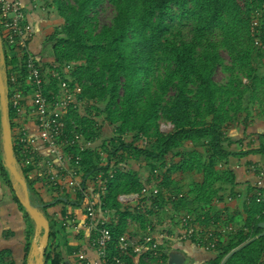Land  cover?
<instances>
[{
	"label": "trees",
	"instance_id": "obj_1",
	"mask_svg": "<svg viewBox=\"0 0 264 264\" xmlns=\"http://www.w3.org/2000/svg\"><path fill=\"white\" fill-rule=\"evenodd\" d=\"M52 1L64 19L48 38L53 62L71 65L68 73L72 86L80 88L78 97L85 105L69 111L68 127L76 126L87 138L97 141L102 125L94 114H104V120L115 125L116 136L103 140L101 145L82 152L66 149L81 155L78 173L86 186L92 184L99 193V212H113L106 224L113 237L110 254L118 253L120 236L133 238L148 227L174 233L183 226L181 217L189 214L194 225L205 229L235 228L225 233L215 231L218 242L206 264H222L227 254L262 232L259 223L264 220V185L248 181L242 210H231L227 204L241 193L236 189L239 172L231 165V158L264 156V133L258 134V144L240 140L238 148L232 146L228 134L229 129L239 125L247 128L255 119L264 117V48L257 45V36L251 32V22L258 18L264 41V0ZM105 1L114 7L115 15L110 23L99 24L95 12ZM181 20L190 24L187 36L180 28ZM0 36L15 154L32 203L48 218L47 208L59 201L81 205L84 193L78 190L75 200L70 199V191L52 184L50 175L37 174L44 165L22 162L16 130L26 117L18 115L11 105L10 81V72L20 59L15 50L8 49L1 25ZM222 49L228 52L230 65L225 64ZM254 55L259 57L257 66ZM26 57L24 54L22 60ZM220 66L229 72L227 83L215 80ZM25 72L24 69L22 73ZM19 86L28 87L25 77H21ZM50 89L58 90L52 78L46 87L48 96ZM92 102L95 103L91 105ZM97 102H105V107L94 105ZM162 120L170 121L173 129L163 132ZM130 133L134 138L125 141ZM143 136L147 143H143ZM2 147L0 100V167L11 185L14 180L4 166ZM129 157L149 163L153 160L156 166L143 176L127 164ZM249 161V167L258 165L253 159ZM99 172L107 179L104 193L95 182ZM185 174L192 175L189 184ZM39 181L62 195L44 198L38 191ZM145 186L158 188V192L144 194L137 203L123 205L119 201L120 194L142 192ZM33 194L40 198L34 199ZM25 212L29 215L26 209ZM97 218L100 220L98 214ZM135 224L140 225L141 232L133 230ZM56 234L50 224L45 264H69L55 242ZM189 240L196 244L194 238ZM30 245L29 242L27 253ZM163 257L168 259L167 254ZM124 258L127 264H152L135 256ZM263 260L264 235L237 250L225 264H260ZM0 263L13 264L2 256Z\"/></svg>",
	"mask_w": 264,
	"mask_h": 264
},
{
	"label": "built area",
	"instance_id": "obj_2",
	"mask_svg": "<svg viewBox=\"0 0 264 264\" xmlns=\"http://www.w3.org/2000/svg\"><path fill=\"white\" fill-rule=\"evenodd\" d=\"M0 25L8 49L15 50L20 59L19 65L10 72L13 88L11 105L18 115L26 117V121L22 122L16 130L17 150L22 154V162L25 164L45 166L38 170L39 176L50 175L49 181L52 184L59 185L61 189L67 188L74 196L78 190L84 193L82 204L87 219L82 224L96 234L93 246L98 260L94 264H127L125 255L135 256V259L143 258L145 262L152 264H168V259L165 260L163 255H168L172 242L175 240L194 238L197 246L211 251L218 242L215 231L225 233L235 230L233 226H224L217 230L205 229L200 225H194V218L187 214L181 217L183 226L174 233L164 229L159 231L156 228L155 231L148 227L133 238L129 235L120 236L117 244L118 253L110 254L109 246L113 237L106 226L107 221L97 218L99 193L94 190L92 184L86 186L78 173L81 155L66 151L71 147L82 152L96 144L95 140L87 138L77 130L76 126L70 129L66 121V115L71 109H81L84 105V101L78 97L80 88L77 85L72 86V78L68 73L71 65H60L50 61L48 66H44L43 61L31 52L29 41L34 36L35 28L27 21L22 0H0ZM251 32L257 36V45L264 48V41L261 39V23L258 18L251 22ZM24 54H27V57L22 60ZM9 56H12V51ZM24 69L26 72L23 74ZM21 77L26 78L28 87L19 86ZM50 78L57 81L58 90L54 92L50 89L48 92L50 96H48L46 87ZM167 125L163 124V130L169 129L164 132L173 129L172 124ZM143 143H147L145 136H143ZM249 170L256 175V184L263 186L264 166L252 164ZM106 181L103 172L96 175L95 182L100 184L101 193L106 190ZM157 192L158 188L145 186L142 192L120 194L119 201L123 205L137 203L144 194ZM72 217L67 215L63 219V224L76 223L75 218ZM165 225L169 226L167 222ZM77 227L78 225L75 224V228ZM161 246L163 248H160ZM77 258L82 264H93L85 251L78 252ZM152 258H156V261L152 262ZM260 264H264V260Z\"/></svg>",
	"mask_w": 264,
	"mask_h": 264
},
{
	"label": "crops",
	"instance_id": "obj_3",
	"mask_svg": "<svg viewBox=\"0 0 264 264\" xmlns=\"http://www.w3.org/2000/svg\"><path fill=\"white\" fill-rule=\"evenodd\" d=\"M22 1L25 5L27 21L35 28L34 36L29 41L31 52L37 54L41 60L43 57L48 56L53 61L52 46L49 51L44 50V46L48 43V38L55 28L64 23L63 17L58 13L52 0H48V3L46 0ZM257 122L247 128L239 125L229 129L228 134L233 140L232 146L234 148H238L240 140L245 144L252 141L258 144V134L264 133V121ZM250 159L258 162V165L264 166V156L261 155L231 158V165L236 167L239 172V185L236 189L241 193L237 198L230 199L227 204H232L237 200L243 201L248 189V181L256 182V175L249 170L248 161ZM21 194V188L18 185L15 186L13 181L10 185L8 177L3 174L0 167V257L2 256L5 262L13 264H27L29 255L27 245L29 242L32 243L35 235V224L25 212V207L19 198ZM59 195L62 194L54 190L50 199ZM59 202L61 207L52 206L47 208L46 211L50 224H54L55 230H57L55 242L59 244V249L62 251L66 263L82 264L78 261L77 253L85 251L89 256V260L94 264L98 260L93 246L96 234L92 229H88L82 224L87 219L84 205ZM230 209L241 210L236 206H231ZM65 210H67L66 213H64ZM97 214L100 219L107 222L113 218L112 211H106L103 214L101 211L99 212L98 208ZM67 215L70 218L73 216L72 218H75L76 223L68 222L67 225H64L63 219ZM75 224L78 225L77 228H75ZM178 243L179 245L174 246L173 249L183 251L188 258V264H206L207 260L214 254L212 250H204L190 240H183Z\"/></svg>",
	"mask_w": 264,
	"mask_h": 264
},
{
	"label": "water",
	"instance_id": "obj_4",
	"mask_svg": "<svg viewBox=\"0 0 264 264\" xmlns=\"http://www.w3.org/2000/svg\"><path fill=\"white\" fill-rule=\"evenodd\" d=\"M0 100L2 110V126H3V153L4 166L12 175L15 186L21 188L22 194L19 195L21 203L29 213L30 218L35 224V235L31 243V249L28 255L27 264H45V252L50 237V221L47 216L39 209L37 205L32 203L29 185L22 171L19 169L18 159L15 154L13 134L9 117L8 104V88H7V71L5 64V54L0 36ZM262 228L256 237L243 243L236 249L226 255L222 264H225L228 258L237 250L244 247L257 237L264 235V220L259 223ZM168 264H188V258L185 253L179 249H171L168 253Z\"/></svg>",
	"mask_w": 264,
	"mask_h": 264
},
{
	"label": "rangeland",
	"instance_id": "obj_5",
	"mask_svg": "<svg viewBox=\"0 0 264 264\" xmlns=\"http://www.w3.org/2000/svg\"><path fill=\"white\" fill-rule=\"evenodd\" d=\"M47 3L49 2L48 0H46ZM96 15L98 17V22L99 24H106V23H110L113 16L115 15V9L114 7L108 2L105 1L103 2L96 10ZM180 28L182 30V33L185 34L186 36L189 35L190 33V24L187 20H181L180 22ZM215 38H218L217 35H215ZM51 49V43L48 42L45 44L44 46V50L49 51ZM10 53V52H9ZM222 55L223 58L225 60V64L230 65L231 59L230 56L228 54V52L224 49H222ZM53 56V55H52ZM44 66H48L50 64L51 59L46 56L43 57L42 59ZM254 64L257 66L259 64V57L257 55H254ZM229 72H227L224 68V66H220L219 69L216 71L215 73V80L219 83H227L228 78H229ZM95 103L92 102L91 105ZM100 108H104L105 107V102H97L96 104H94ZM85 106V105H83ZM94 118L95 120L98 121L99 124L102 125V133L100 138L95 142V146L97 145H101V143L107 140H111V138L116 136V132H115V125L109 124L107 121L104 120L105 115H95L94 114ZM257 121H264V117L261 118H257L255 119V122ZM258 123V122H257ZM163 124H165L166 126H168L167 124H172L170 121H166V120H162L161 122V130H163ZM173 125V124H172ZM174 127V125H173ZM169 128V127H168ZM167 130H163L164 131H168ZM15 134V132H14ZM132 138H134V135L132 133L128 134L124 139L125 141L130 142L132 140ZM3 148V147H2ZM105 152V151H104ZM106 153V152H105ZM1 155V154H0ZM106 154H104L103 156H105ZM105 161V160H104ZM155 161L152 160V163L140 159H136V158H127V164L130 165L132 168H135L136 170H138L141 174H143V176H147L151 173L152 167L156 166L155 164H153ZM185 178H188V184L191 182L190 180L192 179V175L190 174H185L184 175ZM37 187H38V191L41 192V194L44 196V198H51L52 194L54 193V191L51 190L50 187L44 185L42 182H37ZM55 195V194H54ZM33 198L34 199H39L40 197L36 194H33ZM70 198L75 199L76 196H74V194H70ZM58 207H61V203L60 202H56V205ZM229 207H239L242 210V200H237L232 204H228ZM242 213V211H240ZM32 220V219H31ZM33 221V220H32ZM237 226L239 225L238 222L235 223ZM133 230L137 231V232H141L140 230H138L140 228L139 224H136L135 226H132ZM137 229V230H136ZM52 230H55V225L52 224ZM182 240H175L174 242H172V247L171 249L176 246L179 245L178 242H180Z\"/></svg>",
	"mask_w": 264,
	"mask_h": 264
}]
</instances>
